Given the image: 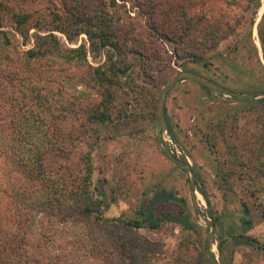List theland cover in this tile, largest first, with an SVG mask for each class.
I'll list each match as a JSON object with an SVG mask.
<instances>
[{
  "label": "rangeland",
  "instance_id": "1",
  "mask_svg": "<svg viewBox=\"0 0 264 264\" xmlns=\"http://www.w3.org/2000/svg\"><path fill=\"white\" fill-rule=\"evenodd\" d=\"M131 1L117 0L119 5L125 2L127 5V11L122 8L117 11L118 16L123 18L122 24L130 22L137 34L148 31L147 11L132 8ZM7 2L11 11L36 12L35 17L38 18L45 16L50 19L49 14L57 10L49 0ZM220 5L218 0H214L208 8L216 11ZM229 9L237 11L234 6ZM263 15L264 0L254 29V41L263 67L255 60L252 69L249 67L243 73H236L232 69L228 55L233 47L232 40L223 41L216 49L206 51L203 59H195L186 57L182 47L173 40L158 39L157 46L167 62L153 68L143 65L146 60L135 53L137 48L130 46L135 52H127L119 59L124 60L131 69L122 78L124 87L118 91L120 96L110 109L112 115L108 114L112 118L105 127L97 124V131L92 130L96 125L85 122V114L94 113L102 99L101 90L89 80L92 77L87 72L88 67L63 59H55V62L44 60L42 64L31 67L42 75L38 80L33 79V84L38 82L34 92L29 90L34 86L30 82H24L21 89L9 86L4 89L9 93V101L13 97L14 105L20 102L34 106V101L40 103L39 99L45 97L51 105L48 111L43 110L45 106L42 108V124L44 122L50 126L55 121L61 133L73 131V126L86 123V131L71 141V169L68 173L63 169L61 172L55 170L52 175L56 179L71 181L87 167L81 160L78 162L80 156L92 150L93 187L102 185L110 205L108 211L103 212L105 219L137 218L157 189L167 190L187 202V211L192 213L191 222L195 229L166 224L159 230L142 228L134 232L138 240L151 243L158 251L157 257L149 264H214L208 254L211 229L196 219L190 202L191 175L170 160L161 140L170 146L180 161L189 163L195 172L203 215L213 223V216L219 219L218 224L214 223L213 246V254L219 263L264 264V101H260L264 98L233 100L217 90L206 86L203 88L184 79L169 90L165 103V121L167 117L174 128L177 142L169 133L167 121V133H162L158 114L165 84L181 71L198 74L239 94L264 91V57L257 30ZM4 24V30L9 32L18 51L32 48L34 40L23 46V39L16 32L10 15L5 17ZM35 33L36 30L30 32L31 35ZM54 34L64 50L85 46L87 64L93 68L104 64L107 51L111 52L110 48H106L96 56L86 34L72 43L64 34ZM138 39L144 40L143 37ZM0 80H4L2 76ZM54 107L57 112L52 117L51 109ZM6 108L9 110V107ZM120 111L124 114L120 115ZM5 113L0 109L1 146L4 144L1 127L8 120ZM42 124H39V134L38 130L29 134L33 142L36 137L46 133V127ZM7 158L1 151L0 218L8 217L6 222L10 223H5V227L15 230L12 225L14 220L22 208L21 214L25 209L28 213L31 199L35 195L40 196L41 191H24L29 183L16 172L15 165ZM18 192L23 196H18ZM244 204L249 207L254 222V228L247 233L243 232L240 222ZM180 210L181 207L172 202H160L154 207L157 216L176 214ZM33 215L30 234L38 241L46 236L42 247L48 260L56 259L62 264H108L95 251V243L85 225L71 222L61 224L41 213L33 212ZM242 234L259 242L262 248H253L232 239ZM220 241H225L222 250H219Z\"/></svg>",
  "mask_w": 264,
  "mask_h": 264
},
{
  "label": "trees",
  "instance_id": "2",
  "mask_svg": "<svg viewBox=\"0 0 264 264\" xmlns=\"http://www.w3.org/2000/svg\"><path fill=\"white\" fill-rule=\"evenodd\" d=\"M213 1L132 0V8L147 11L149 24L146 26L148 31L137 34L132 24H122L123 18L117 14L119 8L127 11L126 2L119 5L117 0H49L57 10L51 12L48 19L45 16L35 17L38 14L36 12H12L7 0H0V77L4 79L0 80V109L6 111L5 116L8 119L1 127L4 144L0 145V152L13 162L16 172L29 183L24 191H41L40 196L35 195L31 199L28 213L25 209L21 214L24 209L22 208L12 224L15 230L5 227V223H10L6 222L8 217L0 218V264H62L56 259L48 260L42 247L46 236L42 241H38L30 234L34 223L33 212L44 214L61 224L71 222L85 225L89 237L95 243V251L108 264H149L157 257L158 251L154 245L135 237L134 232L139 229L159 230L166 224L195 229L191 222L192 213L187 211V202L162 189L154 191L153 197L140 210L137 218L105 219L103 212L108 211L110 205L102 185L93 187L92 150L80 156L78 162L81 160L87 167L71 181L56 179L52 175L55 170L61 172L63 169L67 172L71 169V141H74L76 135L86 131V123L73 126V131L61 133L55 121L50 126L43 122L46 133L36 137L33 142L29 134L37 130L39 134L43 110L48 111L51 104L42 96L39 101L45 104L36 100L34 106L22 105L20 102L14 105L13 97L9 101V93L4 89L7 86L21 89L24 82H30L32 85L33 79L42 78V75L31 67L42 64L44 60L55 62V59H63L88 67L87 72L92 77L89 80L101 90L99 93L102 99L94 113H83H86L87 117L85 122L96 125L92 130L97 131L98 125L105 127L112 118L108 114L112 115L110 109L120 96L118 91L124 87L122 78L128 75L131 69L124 60L119 59L127 52H135L132 48H137L135 53L146 60L143 65L153 68L167 62L162 50L157 46L158 39L173 40L182 47L186 57L195 59H203L206 51L216 49L223 41L232 40L233 47L228 55L236 73L247 72L249 67L252 69L255 60L262 66L254 41V29L262 0H218L221 5L216 11L214 8H208ZM231 6L237 8V11H231ZM8 15L15 25L16 32L23 39V46L34 40L32 48L18 51L13 45L9 32L4 30L5 17ZM32 30H36V33L31 35ZM257 30L264 57V15ZM54 32L64 34L70 43L86 34L91 50L96 56L106 48L111 49V52L107 51V61L95 68L89 66L85 46L64 50ZM138 37H143L144 40ZM130 46L132 48H129ZM14 53L15 55H11ZM146 73L149 76L148 72ZM128 77L130 78V75ZM36 84L38 82H34L33 88H29L31 92L37 89ZM196 84L206 88L202 84ZM19 93L23 95L21 91ZM43 106L45 109L42 110ZM6 107H9V110ZM51 112L54 117L57 112L55 107ZM120 112V115L124 114L123 111ZM166 121L172 139L177 142L174 128L167 117ZM59 163L62 164L58 165ZM199 191L205 195L202 190ZM18 196L23 194L18 192ZM160 202H172L180 206L181 210L176 214L157 216L154 207ZM212 218L215 224L219 223L218 218ZM240 222L244 233L254 228L251 211L245 204ZM232 239L253 248H262L259 242L244 234L233 236ZM224 243L225 241H220L219 250H222Z\"/></svg>",
  "mask_w": 264,
  "mask_h": 264
},
{
  "label": "water",
  "instance_id": "3",
  "mask_svg": "<svg viewBox=\"0 0 264 264\" xmlns=\"http://www.w3.org/2000/svg\"><path fill=\"white\" fill-rule=\"evenodd\" d=\"M184 79L191 80L193 82H196L206 87L217 90L224 96L228 97L229 99H233V100L242 101V100H254V99L264 98V91L239 94V93L232 92L228 90L227 88L221 86L220 84L216 83L215 81L209 80L198 74H195L189 71H181L165 84L162 90L161 96H160L158 114H159V122H160V128H161L162 133H167V124L165 121V103H166L167 94L169 90L173 88L180 80H184ZM161 144H162L163 150L166 151L170 160L173 163L179 165L180 167L186 169L191 175L190 202L192 205V209H193L196 219L198 221H202L206 226L210 227L211 230H210L209 239H208L209 258L214 262V264H220L213 254L216 226L211 220L206 218L203 215V212L201 211V204L198 198V188H197L195 172L193 171L189 163L180 161L173 154L170 146L164 143L163 140H161Z\"/></svg>",
  "mask_w": 264,
  "mask_h": 264
}]
</instances>
